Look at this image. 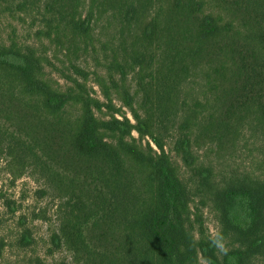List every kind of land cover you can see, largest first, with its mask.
<instances>
[{
    "label": "trees",
    "instance_id": "obj_1",
    "mask_svg": "<svg viewBox=\"0 0 264 264\" xmlns=\"http://www.w3.org/2000/svg\"><path fill=\"white\" fill-rule=\"evenodd\" d=\"M246 135L264 162V0H0V175L44 160L69 204L47 256L70 262L35 264H264V171L217 183L200 156ZM195 181L224 250L195 231Z\"/></svg>",
    "mask_w": 264,
    "mask_h": 264
},
{
    "label": "rangeland",
    "instance_id": "obj_2",
    "mask_svg": "<svg viewBox=\"0 0 264 264\" xmlns=\"http://www.w3.org/2000/svg\"><path fill=\"white\" fill-rule=\"evenodd\" d=\"M20 32V38L29 42L36 41L33 32ZM50 60L51 68L55 70L59 64L56 60L51 58ZM126 86L132 94L135 92V85L130 77L126 81ZM85 87L89 94L94 97L99 96V89L92 78L86 81ZM114 104L116 108H121L133 122L131 114L121 107L120 102L116 101ZM109 114L110 112L105 110L97 116L102 118ZM132 135L139 140L136 132ZM147 142H149L148 139L142 141L144 148H147ZM260 150L259 142L246 135L240 137L238 146L232 151L220 155L211 152L202 153L200 156H205L204 166L211 167L215 180L221 183L234 177L262 173L264 162L261 160L263 152ZM171 157L180 172L185 173V165L181 159L174 153H171ZM43 165L44 160L41 161L32 156L28 159H15L13 164L6 167L0 175V240H4L6 245L0 264H35L37 256L43 260L46 259L47 263L70 262V258L64 251L47 256L51 247L50 235L63 221L69 204L63 199L54 198L52 192L45 189ZM57 174L62 175V170H58ZM196 181L192 184L191 203L198 223L195 225V231L203 233L205 237L217 238L219 236L217 212L211 203L210 196ZM23 229H26L33 239L30 249L22 248L17 244L18 236ZM218 244L221 250L228 247V243L221 237H218Z\"/></svg>",
    "mask_w": 264,
    "mask_h": 264
}]
</instances>
